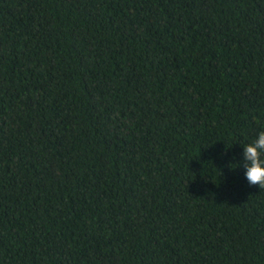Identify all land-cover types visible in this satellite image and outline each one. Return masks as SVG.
<instances>
[{
  "label": "trees",
  "instance_id": "16d2710c",
  "mask_svg": "<svg viewBox=\"0 0 264 264\" xmlns=\"http://www.w3.org/2000/svg\"><path fill=\"white\" fill-rule=\"evenodd\" d=\"M0 264H264V0H0Z\"/></svg>",
  "mask_w": 264,
  "mask_h": 264
}]
</instances>
